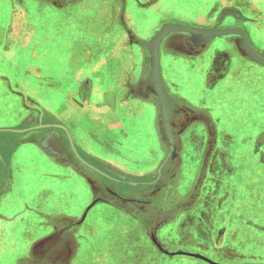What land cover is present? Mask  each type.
<instances>
[{
    "label": "crops",
    "instance_id": "crops-1",
    "mask_svg": "<svg viewBox=\"0 0 264 264\" xmlns=\"http://www.w3.org/2000/svg\"><path fill=\"white\" fill-rule=\"evenodd\" d=\"M26 1H33L34 7L25 0H0V56L11 54L8 63L14 69L9 73L0 65V185L8 184L3 192L0 188V230H14L8 249L9 255L17 253L0 255V264H77L86 250L85 264H211L206 258L234 264L230 259L216 261L202 251L205 247L195 242V228H191L189 239L185 236V222L192 214L182 213L181 217L178 211L169 220L160 218L151 232L153 213L146 208L137 210L141 196L136 186L159 181L167 173L162 170L169 147L161 104L148 86L150 40L167 23L206 29L241 25V20L232 16L237 15L234 8L241 10L244 4L239 0H201L198 4L195 0H171V8L179 4L180 9L166 11L152 23L154 28L151 25L150 30L140 32L135 27L139 11L145 6L158 7L160 0H131L132 5L130 0H100L88 18L84 17L88 5L83 0ZM214 4L218 6L217 22L214 17L211 23L200 18L198 13L205 9L215 11ZM134 5L137 11L132 9ZM1 7L11 16L1 14ZM226 13L227 18L221 19ZM34 14L49 23L38 28L32 22ZM55 14L68 23L63 37L69 38L70 47L61 53L65 61L62 75L50 64L51 52L56 56L53 59L61 54H55V39L51 41L43 28L47 25L50 29ZM80 24L88 28V34L77 28ZM42 29L47 34H41ZM191 36L186 31H171L159 44L161 85L177 104L194 112L192 100L179 89L188 85L195 94L196 83L197 101L205 97L200 90L205 74L209 71L210 79L223 81L230 78L234 63L243 67L241 72L248 79L236 88L241 91L245 87V96L262 90L264 82L258 80L256 66L263 65L238 51L237 37L215 36L196 54ZM247 37L251 44L253 37L249 33ZM57 44L63 45L62 41ZM12 47L14 56L8 53ZM26 50L31 52L29 60L23 56L21 62L16 61L18 53L24 55ZM9 116L15 118V125L6 124ZM15 158L21 162L16 163ZM182 169L186 180L181 181L177 197L195 171L189 158ZM174 179L172 189L180 178ZM16 182L20 187L17 193L13 189ZM63 184L67 190L61 188ZM165 191L155 194L156 201L165 199ZM13 198L16 204L7 202ZM54 199L67 208L58 212L46 206ZM98 218L104 221L99 226ZM118 219L122 222L117 223ZM174 221L180 224L172 230ZM35 227L42 228L41 234L26 238L25 232ZM53 233L65 241L48 243ZM95 238V245L88 250V243ZM57 246L60 251L66 249V255L60 251L52 254L51 248ZM179 251L197 252L205 258Z\"/></svg>",
    "mask_w": 264,
    "mask_h": 264
},
{
    "label": "rangeland",
    "instance_id": "rangeland-1",
    "mask_svg": "<svg viewBox=\"0 0 264 264\" xmlns=\"http://www.w3.org/2000/svg\"><path fill=\"white\" fill-rule=\"evenodd\" d=\"M84 1H86L85 3L86 5H88V8H87L88 12L84 14V17L88 18V16L92 15L90 13L91 10L95 8L97 4H100L101 1L100 0H83V2ZM239 1L242 4H244V6L241 8V10L238 7H235L234 14H237V15H233V16L231 15V16L234 19H235V16H237L236 18L241 20V25L227 27V28H240L241 30L245 32L246 35L249 33L253 37L251 39L252 48L256 51V53L261 58L264 59V0H239ZM26 2L28 3V5H31L33 7L35 5L33 1L25 0V3ZM130 2L132 5L133 3L131 0ZM200 2L201 0H195V4L196 3L198 4ZM218 2H220V0H218ZM178 5L179 4L176 5V8L178 7ZM209 5L211 6V2L209 3ZM171 7H174V5H172L171 3V0H160L158 7L145 6V8H142V10L139 11L140 18L137 20L135 24L136 30L140 32L150 30L152 27L151 25H153L152 23L159 20L160 17H163L166 11H171V13L176 11V8H171ZM214 7L216 8L215 11H213L212 9H208V10L205 9V11L203 10L201 13H198L201 15L200 18L204 19L205 21L210 20L209 23H211L213 19L215 18L217 22V19H218L217 18V13H218L217 7L218 6L214 4ZM132 9H135L137 11V8L135 5H134V8L132 7ZM177 9H180V8H177ZM81 10H83V8H81ZM135 10H131L132 15H135L136 13ZM3 12L5 16H9V17L11 16V15H7L6 14L7 10H4L1 7V14H3ZM29 13H32L31 10H29ZM227 14L228 13H226L224 16L221 15V19L227 18ZM195 16L197 17L199 15H195ZM9 17L6 19L9 20ZM256 17L257 19H255ZM45 19L46 18H43L42 16L37 15V14H34V16L32 15L33 24H36L38 28L40 26V29L42 25L49 23V22H45ZM50 19H51L50 23H52L51 25L52 28L50 26V29L48 30V26L45 25L43 28L44 30L48 32V34L43 29L41 30V34L43 33L47 34L48 38L51 41H54L55 39L56 44L54 46V49L57 48L55 54L59 55L62 52H64V50L66 51V49L70 47L68 43L69 38H65V36L63 37V35L67 32L66 26L68 25V23H65V21L62 19V16L57 15V14L52 15ZM255 20H257V22H255ZM155 26L156 25L154 24L152 28H154ZM78 27L83 29L82 31L84 35L89 33V30L86 26L83 27L80 24L77 26V28ZM231 35L237 37L239 41L241 40L240 35L238 34H231ZM61 41L63 45L61 44ZM57 42H60L61 44L60 47H58ZM72 45L73 44H71V46ZM11 49L12 51H9L8 53L10 54V52H12L13 56L16 55L15 47H12ZM27 51L28 50L24 51V55H22L23 53L21 52L18 53L17 55L18 58L15 56V58H17L16 61L20 60L21 62L20 58L21 57L23 58L24 56L26 57V62H27V60H29L28 56L31 55V52H27ZM63 56L64 55L61 54L59 59H53L56 56L53 55V53L51 52L50 64L51 66L55 65L54 71L56 72V74H60V75L63 74V71L61 70L65 63V61L62 60L64 59L62 58ZM9 57H11V54L9 55ZM9 57L7 58L5 56H2L1 58L0 56V65H2L3 68L6 69L10 73V70L14 72V69L10 68V66L12 65L9 66V63H8ZM38 64H40V62H38ZM44 65H47V63L43 62L42 66L44 67ZM57 65H60V66L57 67ZM51 66H50V69L52 68ZM256 67L258 69V74L260 75L258 76V80L260 79L264 82V67L260 65ZM208 72L207 74H205L203 78L204 81L200 80V82L204 86L203 88L200 87V90L206 89V91L209 92V95L212 96V100H209L208 97L207 99H204L205 97H202V98L200 97L196 101L195 94L193 93L190 85H189L190 87H187L188 85H186L185 87L179 89L182 95L188 98V100L190 101L192 100V103L195 105V110L198 109V111L200 110V111H203L204 113L206 112V114L208 115V119H203V118L201 119L197 117L195 119V128L200 129L202 131H206V127H207L209 134H205L202 137H200V135L195 133V143L199 144V147L197 148L198 151L197 152L195 151V155H198V160L196 161L197 164H196L193 175L188 178V185L184 189L185 194L182 197L183 201L179 203V204L183 203L184 206L180 207L178 210L181 211L180 216L182 217L181 215L182 213H188L186 211L191 209V204L189 203L191 198L189 197L192 192L194 183H195V196L197 192L200 193L202 191V188L203 190L205 189L204 191H207L209 187L211 188L213 192L217 191L218 192L217 197H219V199L215 200L214 207H217L218 205L219 206L222 205V207L223 206L230 207L233 210L231 211L232 212L231 228L235 225L234 220L238 221L241 218L243 219L244 222L246 221L249 224H252L254 226L253 228L258 227L257 231L254 234L252 233L253 235H248L250 239L252 240H249V242H247L246 244L247 247H244V251L242 252L243 256L240 255L239 249L238 251V250H233L229 248L231 253H228L229 252L228 250L226 251L227 256L230 255L229 258L231 260V263H234V264H239V263L264 264V84H263L262 90L260 89L254 90L248 96H245L246 91H247L245 90V87L241 88V91L239 90V88H236L238 87V85L239 86L244 85L245 81L248 80V79H245L243 73L240 70L237 69L235 73L232 76H230V78H226L223 81H218V82L215 81V79H210L209 77H212V74L208 75ZM197 75L198 73L195 72V82H196ZM249 80H253V78ZM21 85H24V84H21ZM197 90L198 88L195 83V92ZM199 100L201 102H199ZM6 124L15 125L16 124L15 118H10V116L7 117ZM15 162L20 163L21 161L15 158ZM205 163H206L205 165L206 170H207V166H209L208 175H210V178L206 182L205 181L206 173H205L204 184H202L201 187H198V183H196V181L201 173V170L204 169ZM223 164L226 167L224 168L221 167V165ZM165 166H163L162 170H164ZM220 167L227 171L229 169H235V174L233 175L232 181H231L232 183H229V185L227 184L226 188L225 187L223 188V186L217 188V183H218L217 182V178H218L217 172L219 169H221ZM179 175L181 179L186 180L185 172L182 169V167H180ZM228 181L230 180L228 179ZM206 185L208 186L207 188H206ZM60 186L61 188H63V190H67V187L65 184L60 185ZM19 188L20 187L17 185V182H16L13 187L14 192L16 191L17 193ZM205 195L206 193L204 194V197ZM230 196L231 198H229ZM167 197H168L167 199L156 201V204H158L159 206L158 211L162 212V214L157 213L158 217H155L157 220L160 217V215L165 216L167 212L169 211L171 212V214L175 213L174 212L175 210L171 211L173 209L172 204L175 198L171 195H167ZM187 198L189 199H188V202L186 203L185 200H187ZM7 202L9 203L12 202L16 204L14 198L11 199V201L9 199V201ZM46 206L51 207V209L58 211V212H60L61 209L64 211V209L67 208L66 204H64L59 199H54L53 201H50L49 203H47ZM182 209H185V211ZM171 216L172 215H169L167 217L168 220L171 218ZM108 217L109 216H107V218ZM155 218L149 221L150 226H151V223L154 224L152 221H157ZM227 218L228 216H222L221 220H219L215 224V226L214 225L213 226L214 227H217V225L226 226ZM97 220H98V226L101 225V223H104L102 219L98 218ZM124 220L126 221V219ZM175 221L173 223L175 226H172V230H174L173 227H177L180 224V221L179 222L177 221L176 224H175ZM118 222H122V221L118 219L117 223ZM153 229H155V227ZM41 230L42 228H36V227L31 228L28 230V232H25V237L31 238V240L35 239L37 236L41 234L40 233ZM172 230L170 229V231ZM13 231L7 232L6 230L4 231L0 230V255H3V254L9 255L10 250L8 249V246L10 245V241H12V239L15 238ZM185 234L188 239L191 237V227H188L185 230ZM242 234L243 236L244 235L246 236V234L243 233V231H241L239 228V235H242ZM239 235H237V237L241 239ZM232 236L234 237V233L232 234ZM155 238H156V234L153 233L152 239H155ZM58 239L65 241L64 238H60V236L57 233H53L50 236V241H47V242L51 244L54 241H58ZM230 239L232 238L230 237ZM256 239L258 240L259 244L253 245L252 243H254L253 241H255ZM95 240L96 238L93 239V242L92 240L90 241L91 244L88 243L89 244L88 250L95 245ZM217 242H218L217 243L218 246L220 247L224 245L223 238L220 240L218 239ZM231 245H233L232 241H231ZM227 246H228V243H227ZM227 246L225 245V247H222V249L224 248L228 249ZM21 248L22 247L19 248V251L21 250ZM63 249L62 251H60V246L59 247L57 246L56 248L52 247L51 251L53 252L52 254L60 251L63 255H66V249L65 251H63ZM12 250L15 251L14 248ZM86 251L83 252L82 255L79 256L81 257L82 261L78 262L77 264L86 263L88 259ZM130 253L128 252L126 254V257H128ZM14 254H17V253H10V255H14ZM214 255H217V254H214ZM136 256L138 255L136 254ZM209 256L213 257L217 261L218 257L216 258L215 256H212V255H209ZM136 259H138V257Z\"/></svg>",
    "mask_w": 264,
    "mask_h": 264
},
{
    "label": "flooded vegetation",
    "instance_id": "flooded-vegetation-1",
    "mask_svg": "<svg viewBox=\"0 0 264 264\" xmlns=\"http://www.w3.org/2000/svg\"><path fill=\"white\" fill-rule=\"evenodd\" d=\"M232 36V35H231ZM235 37V36H233ZM235 54V53H234ZM232 61V58H231ZM243 70V67H237V64H231V72H230V76H232L236 70ZM203 92H205V98L204 99H208L212 100V96L209 95V92L206 91V89L203 90ZM196 94V92H195ZM169 100L175 104V106L177 108H179V111L177 112V114L174 115V123H175V131L176 133V137H177V152L175 155V158L173 160V162L171 164H169L170 162L167 160V169L166 166L164 168V171H167L166 175L163 177V179H160L159 181H154L151 184H143V185H137L136 186V191H137V195L141 196L139 198H141V202L137 203V210H139V208L141 209H149L150 211H153L151 213V219L153 220L155 217H158L157 212H156V208L158 211V204H156V198H155V194L160 193L161 191H165V199H167V195H171L174 198L177 197L176 192L178 190H180V187L182 186L181 181L183 182V179H181L180 175H179V170L180 167L183 166V163L186 161L187 158L190 159V161L193 162L194 168L196 167L197 164V160H198V155H195V151L197 152V148L199 147V144L195 143V133L200 135V137H202L205 134H209L208 128L206 127V131H202L200 129L195 128V119L198 118H203V119H208V115L206 114V112L204 113L203 111H198L195 110L194 112L192 110H187L186 108H183L180 104H177L172 98H170L168 96ZM218 100V99H217ZM230 111V110H229ZM203 114V115H202ZM231 114V113H229ZM202 115V116H200ZM230 146V145H229ZM207 163V162H206ZM206 163L204 164V169L201 170V173L196 181V183H198V187H201L202 184H204V177H205V173H206V177H205V181L207 182L210 178V175H208V167L207 166V170H206ZM209 163V162H208ZM221 167H226L224 164L221 165ZM220 167V168H221ZM169 168V170H168ZM185 172V171H184ZM235 174V169H229L228 171L225 169H219L217 172L218 178H217V188L225 187L226 185L229 183H232V177ZM175 176H178L179 179V183L177 188H170L172 184V180L175 178ZM207 178V179H206ZM228 179L230 181H228ZM175 180V179H174ZM172 181V182H171ZM174 185V183H173ZM188 185V184H187ZM186 185V186H187ZM8 184H2L0 185V188L2 189V192L5 188H7ZM128 187V185H126ZM185 186V184H184ZM185 186V187H186ZM208 186L206 185V188ZM231 187V186H230ZM205 190V189H204ZM202 188V191L200 193H196L195 196V183L193 185L192 188V192L190 194V204H191V209L187 210L186 212H188L189 214H192V218H189L186 222H185V227H193L195 228V242L200 243L201 247H205L204 249H202V251L204 252H208V254L215 256L216 258L218 257V259L220 260H229V256H227V250L230 252V249L233 250H238L240 252V255L243 256L242 252L244 251V247H247L246 244L247 242H249L250 237L248 235H253L258 227L253 228L254 226L252 224H249L248 222H244L243 219L241 218L240 220L235 221V225L231 228V222H232V212L233 211L230 207H225L222 205H218L217 207H214V202L215 200H218L219 197L218 196V192L217 191H212L211 188L209 187V189L207 191H204ZM1 192V193H2ZM206 193L205 197L204 194ZM185 192H181L180 194H178L181 197H177L173 200V204H172V210L175 213L178 212L179 208L184 206L183 203L179 204L180 202L183 201L182 197L184 196ZM231 195V194H230ZM185 200L186 203L188 202V199ZM231 198V196L229 197ZM182 199V200H180ZM225 200V199H224ZM201 201V202H200ZM178 202V203H177ZM179 204V205H178ZM155 206V207H154ZM185 211V209H182ZM180 212V211H179ZM168 215H162L158 218L157 221H154L152 224V229L151 232H154L153 228L160 222V218L161 219H166L167 216L172 215L171 212H167ZM222 216H228L227 220H226V226H219L217 225V227H214L215 224L221 220ZM191 224V225H190ZM154 225V226H153ZM190 225V226H189ZM214 225V226H213ZM239 228L241 231H243V233L246 234V236L243 234L239 235ZM234 233V237L232 236V234ZM253 233V234H252ZM237 235H239V237L241 239H239L237 237ZM186 236V235H185ZM230 237L232 239H230ZM224 239V245L222 247H225V245L227 246L228 243V249H222V247L218 246V239ZM247 239V240H245ZM234 240V241H233ZM231 241L233 243V245H231ZM254 243H252L253 245H258V240L256 239L255 241H253ZM196 248V247H195ZM230 248V249H229ZM199 249V248H198ZM217 255H214V254ZM219 255V256H218Z\"/></svg>",
    "mask_w": 264,
    "mask_h": 264
},
{
    "label": "water",
    "instance_id": "water-1",
    "mask_svg": "<svg viewBox=\"0 0 264 264\" xmlns=\"http://www.w3.org/2000/svg\"><path fill=\"white\" fill-rule=\"evenodd\" d=\"M171 31H186L191 33V39H195V53H200L203 51L210 43L211 39L215 36H221L226 34H238L241 37L240 43L238 45L239 51L251 57L254 61L264 66V59L261 58L252 48L247 35L240 28H199L192 27L185 24L179 23H167L163 25L159 32L152 37L148 44V52L150 56V64L152 67L151 73L148 79L149 90L155 94L160 101L163 121L165 125V135L168 142L169 151L167 154V159L171 164L175 158L177 152V137L175 131V119L174 115L177 114L179 108L173 104L168 96L164 93L161 80H160V68H159V44L161 39ZM169 170V168H168ZM178 253V252H177ZM179 253L187 255H195L197 257L205 258L199 253H190L186 251H179ZM211 264H218L210 259H207ZM243 264V263H242ZM247 264V263H245Z\"/></svg>",
    "mask_w": 264,
    "mask_h": 264
}]
</instances>
